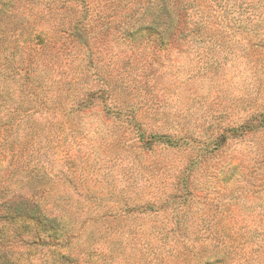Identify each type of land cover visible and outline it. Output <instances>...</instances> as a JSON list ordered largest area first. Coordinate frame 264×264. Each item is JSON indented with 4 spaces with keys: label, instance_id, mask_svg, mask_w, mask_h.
Wrapping results in <instances>:
<instances>
[{
    "label": "rangeland",
    "instance_id": "1",
    "mask_svg": "<svg viewBox=\"0 0 264 264\" xmlns=\"http://www.w3.org/2000/svg\"><path fill=\"white\" fill-rule=\"evenodd\" d=\"M105 1L116 6L32 0L15 18L30 19L21 34L0 29V264H238V237L253 241L264 230V128L239 136L241 124L264 113V0H170L176 35L162 45L146 30L112 40L110 26L112 34L88 39L92 57L84 48L64 52L69 20L87 11L100 31ZM64 88L103 89L147 135L195 140L144 146L104 100L68 118L27 111L37 105L32 91L54 108ZM222 134V149L192 166ZM187 167L197 198L168 205ZM207 218L226 248L160 240L194 239Z\"/></svg>",
    "mask_w": 264,
    "mask_h": 264
},
{
    "label": "trees",
    "instance_id": "2",
    "mask_svg": "<svg viewBox=\"0 0 264 264\" xmlns=\"http://www.w3.org/2000/svg\"><path fill=\"white\" fill-rule=\"evenodd\" d=\"M17 0H0V29H7L9 37L15 36L17 32L21 34L23 30H25L28 26L27 24L30 22V19L16 18L17 13L22 12L27 8L26 6L32 0H18L19 5H17ZM16 2V5L15 3ZM115 7L107 6V1L104 2V9L98 13V17L95 24L102 25L100 31L92 30V27H95L93 24H90L89 21L91 17H88V13H81L80 17L71 18L69 20V30L67 33V38H69V42L64 44V52H71L73 50H78L84 48L85 56L90 55L92 57V53L90 49L85 50L88 44V39L97 37V35H103V32L109 31L110 26L113 28L112 32H105L107 34H112V40L116 41H125L126 37L129 36L133 39L138 33L146 30V34L149 37V42H159V44H163V39L167 37H174L176 35L173 29V16L172 12L169 8L170 0H114ZM134 9H126V6L133 7ZM118 5V7H117ZM21 6V7H20ZM15 21V22H14ZM96 28V27H95ZM86 31H92L91 37H86ZM179 32V31H178ZM1 42V37H0ZM69 48V51L67 49ZM67 55V54H66ZM32 61L29 59V63L27 66V70L31 72L32 70ZM67 68H69V61L66 64ZM68 75V74H67ZM30 77V76H29ZM71 81L67 80L64 86H71ZM33 90V89H32ZM34 95V100L37 105L34 108H30L27 111H31L32 113H37L39 111L51 112L52 114L61 113L64 115L63 118H68L71 116H75L76 113H84L87 109H93L97 103L104 100L105 107L108 109V113H112L118 119H128V113L126 110V105L123 107L122 104H112L105 101L106 97H108L107 91L103 89H90L85 92H73L67 88H64L60 94L57 95L56 104L57 107L50 108L46 105L45 102H42L34 91H32ZM107 95V96H106ZM106 96V97H104ZM109 105V107L107 106ZM125 108V109H124ZM11 110V111H10ZM10 113L14 114L19 112L18 108L11 107ZM26 111V110H25ZM24 112V111H20ZM129 112V111H128ZM257 117V118H255ZM255 118V119H254ZM253 120H247L243 124L239 126V136L245 137L250 133L256 132L259 128H264V113H260L257 116H254ZM260 118V119H259ZM129 122L135 128L136 134L138 136V141L141 142L144 146L150 147L153 143L160 142L165 144L167 147L171 148H179L182 145L190 144V141L194 138L187 135H176L172 136L171 134L166 133H156L150 132L148 135L146 134L143 127H140L136 124L133 117H130ZM125 123V122H124ZM4 133H9L10 128H5ZM195 140V139H194ZM226 138L225 135L222 134L216 137L213 140L206 141L202 145L203 153L197 156L192 163L196 165L203 164L207 159L213 155V153H218L222 147L223 143H225ZM210 146H212L210 148ZM192 167H187L183 169L179 176L177 177V191L178 193L175 196L169 197L166 200L168 205H171L173 201L178 202V207L185 208L188 205V202L192 198H197L196 195H193L190 190L187 188L189 186V178L191 174ZM181 201V202H180ZM190 201V202H191ZM39 224L46 223L44 221L43 215L38 216ZM42 226H45L43 224ZM179 226V224H178ZM181 232V231H180ZM264 230L262 234L253 236L252 240L247 238H240L238 243V251L243 253L238 254L237 249L234 250L236 256L238 257V264L242 261V264H264ZM197 236H194V239H191L189 234L181 233L178 236L169 237L168 235H164L160 240L163 244H166L168 239H173L172 241L175 244H180V246H184V244L190 242H198L201 241L205 243L207 246H210L215 249L222 250L221 248L227 247V240L224 234L218 230L211 219L202 220V225L200 231L195 233ZM179 239V240H176ZM233 239V238H231ZM233 241V240H232ZM255 241V243H254ZM232 246V245H231ZM230 246V247H231ZM237 248V245L235 246ZM186 248L183 247L182 250ZM177 250V249H176ZM172 252L163 251V254L167 257H170ZM183 253L178 252L174 257H181ZM240 257H239V256ZM212 257H209L210 260ZM220 263V261L208 262L207 264Z\"/></svg>",
    "mask_w": 264,
    "mask_h": 264
}]
</instances>
